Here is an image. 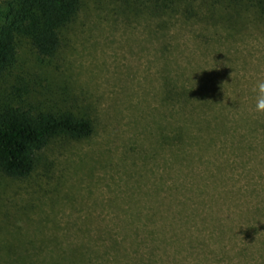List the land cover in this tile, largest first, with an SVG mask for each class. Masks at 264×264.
Wrapping results in <instances>:
<instances>
[{
	"label": "rangeland",
	"instance_id": "rangeland-1",
	"mask_svg": "<svg viewBox=\"0 0 264 264\" xmlns=\"http://www.w3.org/2000/svg\"><path fill=\"white\" fill-rule=\"evenodd\" d=\"M11 2L0 0V25ZM61 38L60 51L47 59L36 54L26 36H17L14 66L0 77V106L21 103L28 92L37 101L46 98L42 106L55 110L88 109L102 124L98 135L83 144L53 140L42 153L43 159L56 163L53 170H45L39 163L26 179L0 173V264H21L24 255L30 257L26 264H35L34 255L52 252L49 246H40V241L55 235L68 240V229H78L70 223L86 220L88 209L91 222L97 226L107 223L112 230L111 224L119 222L118 207L126 219L123 222L133 225V220L147 232L161 228L160 221L132 219L130 214L127 220L129 208L134 209L140 199L143 181L138 186V176L124 172L118 160L125 157L122 161L131 163L133 154L139 157L141 149L152 145L159 111L166 106L180 109L179 102L174 106L160 103L159 96L167 87H188L195 98L207 92L217 101L203 110L186 108V124L193 126L198 141L203 145L212 139L206 149L195 145L202 150L196 153H202V161H194L195 172L203 176L198 179L200 188L217 198L218 191L223 195L231 190L235 204L252 205L254 200L248 202L242 188L249 176H264V111L255 107L257 85L264 81V13L258 0H82L75 19L61 30ZM64 91L68 94L63 96ZM198 102L194 100L195 105ZM178 119V115L173 118ZM207 121L210 129H195ZM133 146L137 148L131 149ZM93 160L102 167L95 168ZM151 163L137 166L144 172ZM159 163L163 166L155 173L174 182L176 166ZM72 172L78 176L73 186L68 182ZM143 175L151 182V175ZM55 199L59 205L53 203ZM219 207H215V215L227 226L229 222L223 218L232 211L221 203ZM208 229L205 226L203 235ZM168 231L170 240L165 241L162 233L129 234L124 243L133 246L117 252L107 239L104 247L114 256L102 261L258 264L255 258L247 259L233 250L188 248L175 232ZM98 233L97 229L94 234ZM200 235L199 229L193 238L201 239ZM75 239L86 241L82 234ZM90 248L104 250L100 238Z\"/></svg>",
	"mask_w": 264,
	"mask_h": 264
},
{
	"label": "trees",
	"instance_id": "trees-1",
	"mask_svg": "<svg viewBox=\"0 0 264 264\" xmlns=\"http://www.w3.org/2000/svg\"><path fill=\"white\" fill-rule=\"evenodd\" d=\"M227 1L236 3L239 0ZM258 1L264 13V0ZM81 3L82 0H12L5 21L0 25V77L14 66L16 38L19 35L26 36L30 40L38 56L54 58L61 49V30L75 19ZM156 4H153L154 8ZM67 94L64 91L61 95ZM24 96L25 100L21 103H7L0 106L1 174L10 178L26 179L31 176L39 163H42L45 170H53L56 165L54 160L42 157L43 151L49 148L53 140L66 139L83 144L98 135L99 126L102 123L90 110L82 108L77 112L63 108L55 110L53 106H42V103H46V98L37 101L35 96L28 92ZM196 99L199 100L197 105L194 103ZM159 100L164 106L166 102L173 106L174 103L179 102L181 107L174 109L166 106L167 109L159 111L161 117L155 121L157 130L152 145L148 149H141L139 157L138 154H133L132 159L130 158L131 163L122 161L125 160L123 157L122 160H118V164L123 166L120 167L124 172L138 176V186L140 181H143L138 201L141 204L135 203L134 209L129 208L131 212H128L127 220L130 214L132 219L137 217L152 222L160 221L161 228L147 232L137 223L134 224L133 220V225L130 222H123L126 219H123V212L118 207L119 222L111 224L115 227L112 230L107 223L97 226L91 222L89 219L91 209L86 211L82 208L87 218L70 223L78 229H68V240L62 241L55 235L52 240L40 241V246H49L52 252L48 255H34L35 264H38V261L40 264H104L102 258L114 256L110 254L108 247H104L105 240L110 239L112 248L117 252V250L123 251L133 246L131 242L129 247L127 242L124 243L129 234L162 233L161 237L165 241L170 240L168 230L175 232L174 235L186 242L185 246L188 248L200 246L209 250L216 248L223 251L233 250L235 253H242V256L247 259L255 258L258 264H264V176L261 173L257 177L249 176L242 192L243 197L248 198V202L252 199L254 201L252 205L247 206L242 201V207H240L233 202L236 197L231 190L223 192V195L218 191L217 198L206 188H200L202 184L198 179H202L203 176L195 172L194 161H202V153L196 155L197 152H202L199 146L206 149L210 146L212 139L209 138L203 145L198 141L192 131L193 126L186 124L188 121L186 108L191 107L194 110L201 107L203 110L208 105L213 106L217 101L209 98L207 92L195 98L193 89L188 87H182L179 90L167 87L166 92L159 96ZM175 115L179 118L176 121L173 120ZM195 129L200 132L210 129V125L199 123ZM195 145L199 149H195ZM133 148L137 147H131ZM124 155L126 156L125 153ZM159 160L164 161L165 166H176L178 176L174 182L172 180L169 183L168 177L155 173L159 165L163 166ZM147 161L153 163L148 171L143 172L137 164H142L144 168L147 166ZM93 163L95 168L103 165L96 160H93ZM128 168L132 171L129 172ZM217 169L221 171L222 166ZM143 173L151 175V182L150 177L147 175L144 177ZM76 174L72 172L71 177L69 176L68 182L72 186L77 181ZM144 185L148 187L144 188ZM57 202H60L59 199L53 201L54 204L59 205ZM220 203L228 211H232L229 217L223 218L229 222L227 226L215 215V207L220 208ZM234 208L237 209L234 210ZM205 226L209 229L206 235H203ZM181 227L187 232L182 231ZM97 229L99 236L94 234ZM199 229L202 238L194 239L193 236ZM78 234L85 236L86 241L76 240ZM69 236L72 239L69 240ZM98 238L104 248L102 251L90 248V245L95 244ZM137 247L132 249L136 250ZM54 249L56 252L53 251ZM28 258H30L28 255L20 257V263L26 264ZM141 259H143L142 256Z\"/></svg>",
	"mask_w": 264,
	"mask_h": 264
},
{
	"label": "clouds",
	"instance_id": "clouds-1",
	"mask_svg": "<svg viewBox=\"0 0 264 264\" xmlns=\"http://www.w3.org/2000/svg\"><path fill=\"white\" fill-rule=\"evenodd\" d=\"M257 90L258 95L255 107L257 111H264V81L258 83Z\"/></svg>",
	"mask_w": 264,
	"mask_h": 264
}]
</instances>
